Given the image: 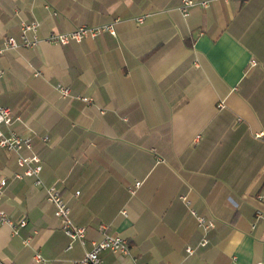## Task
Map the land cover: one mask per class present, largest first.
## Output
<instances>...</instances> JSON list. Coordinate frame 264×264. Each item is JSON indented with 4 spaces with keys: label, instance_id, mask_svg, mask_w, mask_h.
Instances as JSON below:
<instances>
[{
    "label": "crops",
    "instance_id": "1",
    "mask_svg": "<svg viewBox=\"0 0 264 264\" xmlns=\"http://www.w3.org/2000/svg\"><path fill=\"white\" fill-rule=\"evenodd\" d=\"M192 1L208 6L184 17L181 0H0V45L40 24L36 47L0 55V107L15 118L5 131L32 139L23 155L40 158L43 182L15 178L18 156L0 148V211L27 222L17 236L0 224L1 264H73L106 233L130 253L104 264L264 262V0ZM50 186L84 245L68 249ZM192 212L216 224L204 248Z\"/></svg>",
    "mask_w": 264,
    "mask_h": 264
},
{
    "label": "built area",
    "instance_id": "2",
    "mask_svg": "<svg viewBox=\"0 0 264 264\" xmlns=\"http://www.w3.org/2000/svg\"><path fill=\"white\" fill-rule=\"evenodd\" d=\"M182 6L180 7V12L184 17L189 15V9L194 8L201 4L204 7H207V3H196L192 0H181ZM142 21V20H140ZM40 24L33 23H23L20 26V37L19 39L15 37H8L0 45V55L5 52H9L12 50H17L20 48H34L36 47L42 40H40L37 36V32L39 30ZM114 33V29L112 25L108 26H98V27H80L72 32L59 34L53 33L48 36L44 42L53 45L65 46L70 44L71 42H81L84 39H94L98 36H101L103 33ZM251 64H255L254 61ZM57 91L59 94L64 97H70V91L68 88H63L62 86H57ZM84 102H90L88 98H82ZM15 122L13 111L10 108L0 107V148L4 149L7 152H12L17 154L18 159L17 163L20 169H22V173L16 174L15 178L23 179L25 177L35 178L36 185L43 186V182L40 179V173L42 171L41 160L36 155L25 156L23 155L24 151H31L33 148L32 139L30 137H24L12 130L5 131V128L11 127ZM47 138H44L43 141H46ZM141 182H136L133 188L129 189L131 195H135L137 189L141 186ZM7 186V180H0V196H2L5 187ZM46 199L49 203H51L55 208V217L60 221L61 229L64 234L70 239L71 244L68 249L71 250L73 242H80L82 245L85 243V228L76 226L71 219V210L63 198L61 192L55 187H45ZM261 198H264V195H261ZM183 201H187L185 197L182 198ZM193 215L197 218L198 228L203 232V237L199 243L201 247H206L209 245V233L216 228V224L213 220L197 216L195 212H192ZM126 215L125 211H122V216ZM260 217V215H259ZM0 224L9 225L14 235L19 234V230L25 228L27 226V222L25 220L19 222V224H14L6 215L5 212L0 211ZM101 229L107 230L105 226H101ZM24 245H28V240H25ZM110 252L116 255L127 256L130 253L129 243L120 235L106 233L104 237L99 242H94L92 244L91 250L85 253V256L82 260L73 262V264H104L103 259L101 258L102 253ZM194 253L193 248L187 249V254L191 255ZM37 260L41 261V257L37 256ZM1 264V263H0ZM132 264H136L133 262ZM264 264V262L258 263Z\"/></svg>",
    "mask_w": 264,
    "mask_h": 264
}]
</instances>
